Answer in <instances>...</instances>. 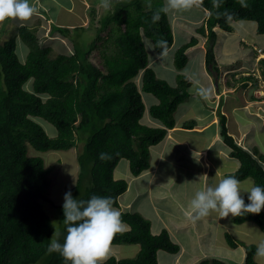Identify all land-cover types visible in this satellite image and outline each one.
Here are the masks:
<instances>
[{"label": "trees", "instance_id": "obj_1", "mask_svg": "<svg viewBox=\"0 0 264 264\" xmlns=\"http://www.w3.org/2000/svg\"><path fill=\"white\" fill-rule=\"evenodd\" d=\"M199 7L208 10L197 32L207 37L206 63L213 74L219 72L214 52L216 27L232 31V21L254 20L257 32L264 33V0H202ZM157 12L159 19L154 21ZM105 14L95 16L97 26L87 43L72 40V54L42 45L38 22L16 24L13 34L0 42V264H35L43 258L45 264H70L59 253L47 252L55 230L44 204L59 207L65 218L64 203L55 204L50 196L54 168L46 165L41 155L31 154L30 147L39 151L70 149L76 146L79 132L87 130V141L77 154L76 184L66 192L71 191L76 200L87 201L93 195L110 197L113 207H118L128 180L116 178L115 168L125 158L134 175L148 169L151 146L162 142L168 129L176 126L175 112L191 94L192 81L186 75L180 74L176 85L157 75L143 41V35L150 37L158 53L172 46L174 32L166 0H120L115 10ZM53 29L71 39L72 31L87 26L54 23ZM18 37L28 47L24 61L18 54ZM198 41L192 36L177 49L178 68L186 65L187 49ZM101 44L107 45L108 52L101 50ZM96 49L98 62L92 57ZM261 60L264 63V58ZM139 73L141 85L134 80ZM30 79L32 90L25 87ZM249 79L258 83L254 76L240 78ZM142 91L155 95L158 101L147 106ZM147 110L162 125L141 123ZM218 115L220 136L239 160V167L227 176L239 180L252 177L256 186L264 187V153L258 147L249 151L237 143L226 115L220 109ZM37 118L50 121L57 129L56 135H49ZM195 123L191 119L185 126ZM248 195L243 194L246 204ZM120 213L129 228L115 234L111 244L137 243L140 251L132 257L111 256L103 264H159L160 249L171 253L181 250L168 229L156 234L151 221L138 211ZM231 218L236 223L254 221L264 229V209L259 214ZM66 227L64 223L56 238L61 244ZM226 235L231 246L239 245L234 235L228 231ZM242 243L246 258L233 264H264L256 259L255 244ZM208 263L230 264L218 258L201 264Z\"/></svg>", "mask_w": 264, "mask_h": 264}, {"label": "crops", "instance_id": "obj_2", "mask_svg": "<svg viewBox=\"0 0 264 264\" xmlns=\"http://www.w3.org/2000/svg\"><path fill=\"white\" fill-rule=\"evenodd\" d=\"M49 1L55 2L54 6L50 8V12H48L47 7H43L50 3ZM76 1L61 0L62 3L60 4L56 0H30V3L36 8L41 7V10L36 12V14L40 13V16H38L42 18L43 22L36 15L23 22H38L39 37L42 33L43 25L44 28L50 27V32L60 33L53 29L54 23H67L66 25L74 26L80 24L79 21L85 16L87 17V15L75 16ZM79 2L82 7H85L83 3H90L88 0H78L77 4ZM101 3L100 1L99 4ZM199 9L200 11L193 16L183 15L179 17L177 15V21L173 19L175 22L171 19L174 32L172 46L163 53L156 51L157 55L153 60H150V65L152 62L155 64L152 67L157 75L166 79L164 75L166 76L171 71V67L164 61L165 56H175L177 49L191 39L192 36H197L199 39L196 45L187 49L188 61L184 67L192 63L202 73V79L195 80V78L186 75L187 73L182 70L184 75L192 81L189 88L191 94L187 100L178 106L175 112L177 124L175 127L168 129L167 137L156 146L154 160H152V150L154 148H152L153 145L151 146L152 161L150 160V167L137 175L145 179L146 193H148L146 196H140L139 200H137L138 210L141 209L144 214H147L150 213L151 208L154 211L152 214L158 213L160 221L164 223L161 229L152 227L153 233L157 234L163 229H168L172 237L181 245V250L177 253L160 249L158 253L164 251L165 256H160L159 258V254L157 255L159 264H168V262L169 264H198L206 259H211L212 257H209L210 254L213 255L214 253L208 251L207 247L216 246L219 241L215 243L217 241L215 240L217 236H215L214 240L206 243L204 239L205 231L210 227L214 229L215 235L218 234L219 227L224 224L222 220L227 221V218L231 216L221 218L215 212V216L204 218L205 223L203 224L205 226L203 229L199 227L200 232H198L195 225H192L193 222L191 223L189 220V217L192 216L191 202L189 201L188 204L186 201L187 197L181 198L179 193L184 192L182 184L181 188H174L173 182H169L170 179L164 175L169 170V174L179 175V182L190 183L194 182L197 174L200 173L204 178L211 177L212 181L208 179L207 185L215 186L214 183L218 184L220 181L218 179L224 172V176H227L228 172L239 167L238 159L231 155V149L225 142L223 146L216 145L218 139L222 138L219 133V109L226 115L229 131L235 136L237 143L241 142L243 147L249 151H253L254 148L258 147L264 153V149L257 141L259 137L261 144L264 145V63L261 60L263 58L262 54H264V33L257 32V23L255 26L249 22H242V20L232 21L234 26L232 31L224 30L219 26L216 27L217 37L214 52L216 59L222 62V67L217 74H213L209 71L206 63L207 37L197 32V28L206 20L208 10L202 7H199ZM47 14L51 17L49 21ZM51 21H59L60 23L54 22L52 24L50 23ZM253 27L255 28V33L259 35L255 36L258 41L252 43L249 41L248 43L246 41L249 38L248 34L251 36L249 29L252 30ZM176 34L181 38L179 43L176 42ZM19 41H23L18 39V46L20 47ZM21 47L23 50L28 49L25 43H22ZM245 47H248L249 50L245 51ZM27 52H22L23 55H20V57L25 60ZM192 60L195 61V64L191 62ZM158 71L161 72V75ZM171 74L175 73L172 71ZM221 76L225 83L220 82ZM247 76H254L257 78L258 83L256 84L252 79L248 81L240 80V78ZM166 80L168 81V79ZM174 80L176 79L174 78ZM171 83L174 85L173 82ZM230 94L235 97H230ZM147 112L149 113L148 110ZM191 119H195L196 123L192 127H186L185 123ZM149 120V122L152 121L151 119ZM151 123L156 126L162 125L156 119ZM217 176L219 177L218 179ZM115 177L122 178L117 173ZM129 183L128 188L130 187ZM163 184H167L166 191H161ZM125 192L120 196L119 206L117 207L119 212L130 211L121 207V198ZM176 203L189 207L187 216L183 215V218H180L181 213L176 209ZM208 219L211 222H208ZM124 224L125 229H128L129 226L126 223ZM111 245L117 248L116 257L118 258L132 257L140 251V244L136 246ZM204 248H207V251ZM245 258V255H243L241 260L244 261ZM161 259H163V263Z\"/></svg>", "mask_w": 264, "mask_h": 264}, {"label": "rangeland", "instance_id": "obj_3", "mask_svg": "<svg viewBox=\"0 0 264 264\" xmlns=\"http://www.w3.org/2000/svg\"><path fill=\"white\" fill-rule=\"evenodd\" d=\"M56 1L60 2V4L62 3L61 0H56ZM77 1H76V6L74 8V11L76 12L75 16L78 15L81 17V16L87 15V17L85 16L82 20L79 21L80 23H82L84 25L86 24L87 29H77L75 31H72V34L70 35L71 39H68L65 36H64L65 39H63L64 37L60 33H54L53 31H52L53 32L52 33V32H50V27L44 28V25H43L42 26L43 29L41 31L42 33L40 34V37H39V40H40L42 45H52L56 50L55 52H66V53L71 54L72 52H74L72 40H74V42H79L80 44L87 43V41L89 39H91V36L93 35L92 31L95 32V27L97 26V21L95 20V22H94L95 16H98V17L101 15L103 16V15H106L105 12L107 13V12H110V10H115L117 5L119 6L120 0H88L90 3H87V4L83 3V4H85V7L80 6V2L77 4ZM100 1L102 2L101 4H99ZM49 2L50 3L43 6L44 8L47 7L48 12H50V8L52 6H54V4H55V2H53V1L52 2L49 1ZM73 2H74V0H73ZM106 4H107V6H105ZM71 6H72V3H71ZM40 10H41V7L39 6V8H37V12H39ZM166 10H167L170 18L172 20L175 19L176 21L178 19L177 15L179 17L183 16V15L193 16L195 13L200 11L199 7H193L187 11L170 9V8H168V3L166 5ZM34 15H36V17L40 21L43 22L42 18H39L40 13H37ZM47 18H48V21L51 19V17L48 14H47ZM54 22H59V21H54ZM54 22L51 21L50 23L53 24ZM242 22H249L250 24H254L255 26L257 23L254 20H247V21L242 20ZM21 23H24V22L19 20V19H7L5 22L0 23V42L3 43L4 42L3 40H5L6 38H9L13 34V28L15 27V25L16 24L18 25ZM46 24H48V23H46ZM254 30H255L254 27L252 30L249 29L251 36H250V34H248L249 38H248V40H246L248 43H249V41L251 43L258 41L255 39V36H259V35H257ZM76 37H78V39ZM143 41H144L146 49L148 51L149 59L153 60L154 57L157 55V52L155 50L152 39L150 37H147L146 35H143ZM180 41H181V38L176 34V42L179 43ZM19 43H20V47L18 46L17 50H18V54L20 56V55H23L22 52H27L28 49L26 48L25 50H23V48L21 47L23 42L19 41ZM100 48H101V50L107 51V45H105V44H101ZM246 50H249V48L245 47V51ZM94 52H97V53L92 55V57H93L95 62H98V59L100 58L99 50L96 49ZM174 57L175 56H173V57L169 56L168 57V55H166L165 59H164V61L167 62V64H169V66L171 67V71H169V73L166 76L164 75V77H166V79H168V82L170 84H172L171 82H173L174 85H176L178 83L179 75L184 74L182 72V70L185 71V73H187L186 75L190 76L191 78H195V80H198V79L201 80L202 79V73H200V71L196 68L195 65H192V63H189L187 65V67H184V68L182 67L183 69L178 68L175 64ZM20 58L22 61H24V59H22V57H20ZM191 62H193L195 64L194 60H192ZM217 62H218V67L220 69L222 67V64H221L222 62H220L218 60H217ZM150 66H155L154 62H152ZM156 67H157V63H156ZM172 71L175 74H171ZM158 73L161 75V72L158 71ZM174 78L176 80H174ZM134 80L136 82H138L139 85H141L142 73H139L134 78ZM220 82L225 83L224 80H222V76H221ZM25 87L29 90H32V79H30L25 84ZM142 95H143V98H144L147 106H150L151 104L156 103L158 101L157 98L155 97V95H153L151 93L142 91ZM231 95L232 94H230V97H235L234 95L233 96H231ZM43 96L46 97L47 94H44ZM149 119H151L152 121L155 120V119H153V117H151L150 113H148L146 111V113L141 118L140 122L145 124V125H149V126L154 125L151 123L152 121L149 122L150 121ZM36 120H38L45 127V129L47 130L49 135H51V136L56 135L57 129L50 121H48L44 118H37ZM157 121L159 124H161V121H159V120H157ZM154 126H156V125H154ZM87 138H88V131L85 130L82 133L79 132V134L76 136V140H77L76 146H74L70 149H59V150L50 149L47 151H39L33 147H30V153L31 154L41 155L45 159L46 165L52 166V168H54L52 170L51 175H50L51 184H50L49 190H50V196H51L52 200L55 202V204L64 203V196H65L66 190L69 187H72L76 184L78 172H79L78 171L79 165H78V161H77V154L84 148V145H85V142L87 141ZM259 139L260 138L258 137L257 141H259L258 143L264 149V145L261 144ZM239 144L242 145L241 142ZM157 145L158 144L152 146V148H154L152 150V160H154V152H155V148ZM216 145L217 146H223V145H225V143L222 140V138H219ZM199 170H203V169H199ZM115 171H116L115 174L117 173V175L119 177H122L123 179L126 178L128 180V182H130L129 183L130 187L128 188V190H126L124 196L121 198V200H122L121 207L125 208L126 210H136V211L140 210L139 211L140 213H142L146 218L151 220V225L153 228L155 227L156 229H161L164 222L160 221L161 219L158 216V213L152 214V212H154V211H152L153 209H151V208H150V213H147V214H144L141 211V209L138 210L137 200H139L140 196H146V194H148V193H146V183L144 181L145 179L140 177V176H137V175L135 176L132 173L129 160L125 159V158H123L120 161V163L116 167ZM168 171L166 173H164V175L170 179L169 182H171V183L173 182L174 188H181V184H182V189L184 190V192L183 193L179 192V193L181 195V198L187 197L186 201L188 204H189V201L191 202V200L194 198L196 192L201 191V190H206V188L210 186V185H207L208 179L210 181H212L211 177L204 178L202 174L198 173L194 182H190V183L184 182L183 183L181 181L179 182V175L169 174ZM224 174H225V172H224ZM224 174H222L220 176V178L217 176V179L219 178L218 181L220 179L226 177V176H224ZM240 181H241L242 196L244 194L243 192L246 189H250L251 187L256 186L252 177H248V178L240 180ZM166 185L167 184H165V185L163 184L161 191L162 190L166 191V189H167ZM214 185H216V183H214ZM211 186H213V185H211ZM179 199H180V197H179ZM176 204H177L176 209L179 210V213H181L180 218H183V215L187 216L188 215L187 210L189 207H184V205L180 204V203H176ZM44 205H45V209L48 211V213L51 215V217L53 219L54 230H55L54 238L56 239L62 230V227L64 224V218L61 214V210L59 207L53 205L52 203H45ZM115 208L118 210L117 207H115ZM213 216H215V212L211 213V215H209L208 217H213ZM189 220L191 223L193 222L192 225H195L198 232H200L199 227H200V229H203L205 226L203 224V223H205L204 218L194 222L189 217ZM208 220H207L208 222H211L210 219H208ZM222 222L224 224H222L219 227V229H218L219 233L218 234L215 235L214 229L210 228V227L208 230L205 231V234H204V239L206 240L205 241L206 243L214 240L215 236H217L215 238V240H217L215 243H217L219 241V243L216 246H213L211 248L207 247L208 251H210L211 253H214L213 255L210 254L209 257H212L211 259H214V258L223 259L224 261H226L227 263H230V264H233V263H236L239 261H243V260H241V257H243V255H245V257H246V254H247L246 253V246L242 243V242H244L246 244H255L258 247V250L256 253V259L258 260V262L264 263V250H262V246H264V229L259 224H257L254 221H246L244 223H236L233 221V219H231V216H229L227 218V221L222 220ZM227 231L230 232L232 235H234L235 238L238 239V241H240V243L237 247H233L230 245L228 237L225 233ZM199 234H201V233H199ZM122 245L123 246H131V245L136 246L137 243H122ZM207 248L206 249L204 248L205 251H207ZM116 250H117V248H115L113 245H110L107 259L111 256H117ZM123 253H126V252H123ZM164 253H165L164 251H162V252L160 251L158 253L159 258H160V256L164 257L165 256ZM161 260L163 263L164 262L163 259H161ZM35 264H45L44 258ZM168 264H169V262H168ZM198 264H201V262ZM210 264H212V263H210Z\"/></svg>", "mask_w": 264, "mask_h": 264}, {"label": "clouds", "instance_id": "obj_4", "mask_svg": "<svg viewBox=\"0 0 264 264\" xmlns=\"http://www.w3.org/2000/svg\"><path fill=\"white\" fill-rule=\"evenodd\" d=\"M167 3L170 9L187 11L199 7L202 0H167ZM36 12L37 8L30 0H0V23L7 19L27 21ZM158 19L159 12L153 17L154 21ZM18 39L22 40L20 37ZM262 57L264 58L263 54ZM245 192L249 193L247 204L242 196L241 181L233 175L226 176L214 187L209 186L206 190L195 193L191 200L190 218L195 222L213 212L218 213L221 218L259 214L264 209V187L253 186L243 193ZM113 203L110 197L96 195L87 201L76 200L71 191L66 192L63 204L66 236L62 244L58 239H52L47 252L59 253L70 264H103L115 234L125 230L121 213L113 207Z\"/></svg>", "mask_w": 264, "mask_h": 264}, {"label": "built area", "instance_id": "obj_5", "mask_svg": "<svg viewBox=\"0 0 264 264\" xmlns=\"http://www.w3.org/2000/svg\"><path fill=\"white\" fill-rule=\"evenodd\" d=\"M263 56H264V54H263Z\"/></svg>", "mask_w": 264, "mask_h": 264}]
</instances>
